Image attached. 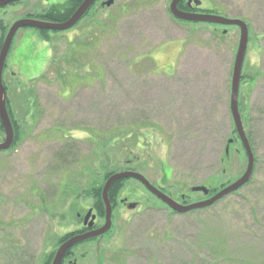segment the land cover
<instances>
[{"label":"rangeland","instance_id":"374dc122","mask_svg":"<svg viewBox=\"0 0 264 264\" xmlns=\"http://www.w3.org/2000/svg\"><path fill=\"white\" fill-rule=\"evenodd\" d=\"M68 1L22 0L0 8V22L38 20ZM109 1L50 43L32 29L16 35L7 61L13 71L3 80L23 134L17 149L0 156V264H17L23 253L25 264H44L81 229L95 209L92 188L110 173L141 174L192 205L211 198L193 188L212 189L247 171L230 109L240 30L178 23L172 0ZM199 1L203 12L249 27L239 102L257 159L251 184L179 214L131 180L110 234L79 246L64 264H264V0ZM24 34L35 39L25 38L16 55Z\"/></svg>","mask_w":264,"mask_h":264},{"label":"water","instance_id":"95a60500","mask_svg":"<svg viewBox=\"0 0 264 264\" xmlns=\"http://www.w3.org/2000/svg\"><path fill=\"white\" fill-rule=\"evenodd\" d=\"M21 0H0V8L8 7L12 4H15ZM98 0H85L83 4L79 7V9L75 12L73 17L62 24H54V23H46L42 21H36L31 19H24L16 22L10 29L6 40L3 44L1 53H0V119L2 121V125L5 130V142L0 143V151L9 150L15 141V132L14 127L8 113L6 98L7 91L4 86L3 76L4 70L7 62V58L9 56L13 41L17 35V33L22 29H38V30H54L59 32H66L72 30L84 17V15L96 4ZM115 0H110L107 3V6H112ZM180 0H172L170 6V13L172 16L180 21L185 22H193V23H204L215 26H221L224 28L235 27L240 30V42L237 51V56L235 59V65L233 70V78H232V91H231V99H230V109L231 115L234 121L236 133L240 139L242 147L245 151V154L248 159V167L247 171L239 180L226 187L213 197L198 202L192 205H182L165 193H163L160 189L154 187L143 175L134 173V172H123L113 174L106 182L103 189V201L106 207L105 212V224L103 227L99 229H94L96 216L93 215V211L91 210L85 218V225L89 226V230L87 233L73 235L68 241H66L56 252L52 264H62L68 251L74 248L76 245L84 243L86 241L103 238L107 235L113 226V205L109 199V192L112 186L119 181L122 180H135L141 183L146 190L153 195L155 198L163 202L167 207L172 209L174 212L179 214H186L196 210L207 209L218 203L219 201L225 199L226 197L235 194L240 189H242L245 185H247L253 177L254 169H255V155L253 152V148L251 142L248 138L247 132L245 130V126L243 123V119L240 113L239 108V95L240 88L242 82V73L244 62L246 59V54L249 45L250 32L248 25L241 20L238 19H228L221 16L209 15V14H194V13H186L179 9ZM193 1L189 2V5H192ZM196 5H200V3L196 2ZM193 193H201L205 197H209L211 192L206 187H195L192 189ZM131 209H135L136 205L133 204L130 206ZM91 220V221H90ZM90 222V223H89Z\"/></svg>","mask_w":264,"mask_h":264},{"label":"trees","instance_id":"16d2710c","mask_svg":"<svg viewBox=\"0 0 264 264\" xmlns=\"http://www.w3.org/2000/svg\"><path fill=\"white\" fill-rule=\"evenodd\" d=\"M85 0H69L68 2H66L65 4L63 5H58V6H55V7H52L51 9H49L48 11H46L45 13H43L42 15L38 16V20L42 21V22H46V23H54V24H62V23H66L67 21H69L73 15L75 14V12L79 9V7L83 4ZM191 0H180V3H179V9L183 12H186V13H194V14H217L215 11H211V10H208V12H203V10L200 8V6L196 5L195 2L192 3V5H189V2ZM195 1H198L199 3H202L200 2L199 0H195ZM99 3V1L84 15V17L82 18V20L77 24L76 27H78V25L80 23H82L83 20H85L87 17L90 16V14L92 13V10L94 9V7ZM14 5V4H13ZM171 17L178 23H193V22H185V21H180V20H177L175 19L172 14L170 13ZM27 18H33V16H30V17H27ZM194 24H200V23H194ZM204 24V23H202ZM100 26V25H99ZM98 26V27H99ZM75 27V28H76ZM11 26H6V24H4L3 22H0V32H1V41H0V53H1V50H2V47H3V44L6 40V37L9 33V30H10ZM27 30V29H26ZM30 30V29H28ZM34 30V29H32ZM35 31H37L41 37V39L45 42V43H50L51 42V39H52V36L55 35V34H60V33H64V32H59V31H54V30H38V29H35ZM12 48L11 47V50H10V53L9 55L11 54L12 52ZM84 48H85V51L88 52V50H90V46L85 44L84 45ZM9 57V56H8ZM8 61V59H7ZM8 62H6V66H5V70L4 72L6 71V69L8 68ZM44 80V77H42L40 80H38L39 82H42ZM245 82V81H244ZM244 82L242 81L241 83V88H240V95H241V89H242V85H244ZM255 82L256 80H251L250 81V84L252 85H255ZM232 83V82H231ZM4 86L6 88V91H7V98H6V104H7V109H8V113L10 115V118H11V121H12V124H13V127H14V132H15V141H14V144L13 146L9 149V150H6V151H0V156L1 155H6L8 153H10L11 151L15 150L18 148L20 142H21V136L23 134V131H22V126L21 124L19 123V120H17L16 118V113L14 111V107L12 105V102H11V99L9 97V87L7 88V82L4 81ZM25 93H27V90L24 89L23 90ZM31 92V91H30ZM240 101V99H239ZM34 102V103H33ZM32 100L30 101V99L27 101V106L29 108H33L34 109V106L36 104V100L33 101ZM239 108H240V113H241V116H242V119H243V116H244V112L243 110L241 109V102H239ZM246 126V125H245ZM246 128V127H245ZM246 130V129H245ZM5 134V130H4V127L2 125V121L0 119V135H4ZM233 134L236 135V138L238 141H240L237 133H236V130L234 128V131H233ZM248 135V134H247ZM248 138L251 142V145H252V148H253V141L251 140L250 138V134L248 135ZM235 141H233L232 139L229 140V145L231 143H234ZM241 143V142H240ZM227 146L226 150H225V155H226V158L228 159L229 158V154H230V151H231V147L232 146ZM242 145V144H241ZM74 149V148H73ZM243 154H244V159L245 160H248L247 159V156L246 154L243 152V150L241 151ZM253 152H254V148H253ZM255 155V154H254ZM256 159V158H255ZM256 163H257V159H256ZM227 170H224V172H226ZM119 172H116V173H110L106 176L105 178V181H104V184L103 186H100V187H94L92 188V191H91V195L94 199V202H95V209H94V212H97V218L98 219H103L105 218V212H106V207H105V204H104V201H103V189H104V186L107 182V180L113 175V174H117ZM254 174H255V169H254ZM254 174H253V177L252 179L250 180V182L245 185L244 187L248 186L249 184H251L253 178H254ZM242 177V176H241ZM240 177V178H241ZM239 178L237 177L236 180L234 182H236ZM131 181V180H122V181H119V182H116L112 188L110 189V192H109V199L111 201V204L113 205V209L114 211L118 208V198L121 194V192L123 191L124 187H126V184ZM137 182V181H136ZM234 182H231V183H224V184H221L222 181L221 180H216L215 184H214V187L215 188H212V189H209L210 192H211V196L215 195L217 192H219L220 190H223L224 188L228 187L229 185L233 184ZM139 183V182H138ZM141 184V183H139ZM221 184V187H219ZM142 185V184H141ZM164 193L165 190L163 189L162 190ZM236 194V193H235ZM220 203V202H218ZM184 204L185 205H188V203L186 201H184ZM165 206V205H163ZM166 207V206H165ZM172 211V210H171ZM173 212V211H172ZM174 213V212H173ZM176 214V213H175ZM97 219V221H98ZM97 221H96V224H95V228H99L98 225H97ZM82 232H76V233H71V234H68L66 236H64L60 243H59V247L65 243L70 237H72L73 235H76V234H80ZM110 234V233H109ZM96 241H99V239H94V240H90V241H87V242H84V243H81V244H78L77 246H75L74 248H72L70 251H68L67 256H70L72 255V253L75 251L76 248H78L79 246L81 245H84V244H87V243H91V242H96ZM55 255V254H53ZM50 256L49 259H47V261L44 263V264H51L54 256ZM65 257V258H66ZM31 260L30 258L27 259L26 256H25V253H23L22 256H20L18 259H16V263L17 264H25L26 262L29 263ZM35 262V261H34ZM64 264V263H63Z\"/></svg>","mask_w":264,"mask_h":264},{"label":"crops","instance_id":"0c3cea01","mask_svg":"<svg viewBox=\"0 0 264 264\" xmlns=\"http://www.w3.org/2000/svg\"><path fill=\"white\" fill-rule=\"evenodd\" d=\"M25 38L28 39L29 41L35 39V37H30V36H27V35L24 34V35L22 36V41H21L20 46H19L18 48H16V55H20V53L23 51V45L26 43ZM30 58H33V55H31ZM16 60H17V59H16V57H15V60H13V64L16 62ZM29 60L31 61V59H29ZM29 60H27L26 62H28V63L30 64V61H29ZM11 65H12V64H11ZM11 65H10L8 68H9L11 71H13ZM24 65H25V64H24Z\"/></svg>","mask_w":264,"mask_h":264},{"label":"flooded vegetation","instance_id":"af4514ba","mask_svg":"<svg viewBox=\"0 0 264 264\" xmlns=\"http://www.w3.org/2000/svg\"><path fill=\"white\" fill-rule=\"evenodd\" d=\"M89 223H90V222H89ZM88 231H90V230H89V226H88V225H85V219H83L82 222H81V229H79V230H77V231H75V232L87 233ZM73 255H74V254L72 253V255L67 256V257L65 258V260L70 259ZM65 260H64V261H65ZM51 264H52V263H51Z\"/></svg>","mask_w":264,"mask_h":264}]
</instances>
